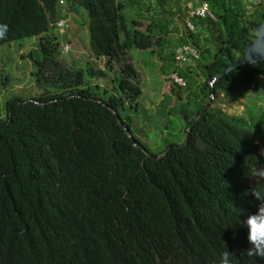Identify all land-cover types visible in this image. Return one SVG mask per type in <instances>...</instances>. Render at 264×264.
I'll list each match as a JSON object with an SVG mask.
<instances>
[{"label":"trees","instance_id":"1","mask_svg":"<svg viewBox=\"0 0 264 264\" xmlns=\"http://www.w3.org/2000/svg\"><path fill=\"white\" fill-rule=\"evenodd\" d=\"M60 1L73 15L64 35L84 13L88 51L107 72L60 60L70 42L54 26ZM190 1L207 2L215 20L192 17L194 31L186 29L182 45L197 51L198 73L176 69L171 55L168 75L177 72L185 90L196 85L191 75L201 83L184 108L187 143L156 157L121 112L141 107L129 52L161 46L169 23L140 15L141 0H0V47L37 39L40 57H28L42 91L8 98L0 118V264H218L226 250L236 264H264V256L247 255L244 224L261 206L251 193L264 167V61L224 75L253 43L264 0ZM108 72L110 91L92 84ZM223 100L243 112L228 114Z\"/></svg>","mask_w":264,"mask_h":264},{"label":"rangeland","instance_id":"2","mask_svg":"<svg viewBox=\"0 0 264 264\" xmlns=\"http://www.w3.org/2000/svg\"><path fill=\"white\" fill-rule=\"evenodd\" d=\"M143 5L136 8L148 21L169 23L167 32L159 35L163 38L161 46L153 47L152 52L131 51L128 54V61L134 66L136 71V83L141 90L139 98L140 109L135 113L131 110L121 112L122 119L127 122L132 135L142 144L148 156H160L168 145L183 144L186 135L183 133V115L186 109L188 96L193 95L194 90L201 83L200 74L191 75L196 85L191 89L185 90L173 87L168 81V72L172 64L171 55L188 41L186 23L191 22L190 9L193 2L190 0H141ZM64 8V7H63ZM136 10L127 11L130 19L136 17ZM84 13L75 16L76 26L70 35L58 34L64 38L65 42H70V52L67 55H60V60L66 65H75L86 68L88 65L95 70H106L104 60H94L87 48V31ZM69 21L73 15L68 14ZM165 29V28H164ZM64 35V37H63ZM190 44V43H189ZM62 47V46H61ZM37 39L22 40L0 47V118L5 117V103L8 98L19 96L23 98L37 97L42 91L35 86L34 76L35 67L28 55L34 60L39 59L36 53ZM191 71L198 73L196 62L187 65ZM120 69L118 63L114 64V72ZM114 72H108V77L102 80H94L107 91L111 90L110 78ZM8 76V81L5 78ZM172 88L178 92L179 99L171 92ZM167 105L166 116H160L158 109L161 104ZM214 107H218L215 105ZM225 112L231 115H240L242 107L230 105L223 100L220 106ZM176 108L175 111L172 109ZM169 112V114H168ZM264 173V167L255 174L252 182L254 187L259 184L260 175Z\"/></svg>","mask_w":264,"mask_h":264},{"label":"built area","instance_id":"3","mask_svg":"<svg viewBox=\"0 0 264 264\" xmlns=\"http://www.w3.org/2000/svg\"><path fill=\"white\" fill-rule=\"evenodd\" d=\"M61 7H64L62 1L59 2ZM191 17L196 19H207L210 21L215 20V15L210 10L209 4L204 1H200L198 6L190 9ZM56 32L62 34L69 26V16L66 9L61 11V19L54 25ZM186 29L189 32H193V26L190 23H186ZM71 46L69 44H63L61 47V54H69ZM198 59L197 51L190 45L179 46L174 51V66L176 69H183L185 66L196 61ZM169 83L176 88H185V81L178 75L177 72H172L168 75Z\"/></svg>","mask_w":264,"mask_h":264},{"label":"clouds","instance_id":"4","mask_svg":"<svg viewBox=\"0 0 264 264\" xmlns=\"http://www.w3.org/2000/svg\"><path fill=\"white\" fill-rule=\"evenodd\" d=\"M7 34V25H0V38ZM252 196L261 201L257 212L248 216L244 222L248 229V241L251 247L247 250L248 256H264V183L258 184L252 190ZM218 264H236L234 253L224 251L218 260Z\"/></svg>","mask_w":264,"mask_h":264},{"label":"water","instance_id":"5","mask_svg":"<svg viewBox=\"0 0 264 264\" xmlns=\"http://www.w3.org/2000/svg\"><path fill=\"white\" fill-rule=\"evenodd\" d=\"M253 30L255 32V38L253 40V43L246 48L243 54V58L237 62L232 63L226 69L224 75L231 72L236 67L243 65H253L255 63L264 61V18L261 23L254 26ZM211 103H212V99H209L203 112L207 111L210 108ZM125 131L129 136V131L128 130ZM188 134L189 132L187 130L185 144L187 143Z\"/></svg>","mask_w":264,"mask_h":264},{"label":"crops","instance_id":"6","mask_svg":"<svg viewBox=\"0 0 264 264\" xmlns=\"http://www.w3.org/2000/svg\"><path fill=\"white\" fill-rule=\"evenodd\" d=\"M190 16H191V12H190Z\"/></svg>","mask_w":264,"mask_h":264}]
</instances>
